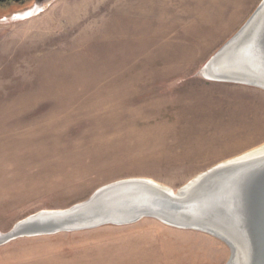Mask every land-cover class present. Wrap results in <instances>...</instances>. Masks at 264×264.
I'll list each match as a JSON object with an SVG mask.
<instances>
[{
    "label": "rangeland",
    "instance_id": "obj_1",
    "mask_svg": "<svg viewBox=\"0 0 264 264\" xmlns=\"http://www.w3.org/2000/svg\"><path fill=\"white\" fill-rule=\"evenodd\" d=\"M260 1L46 0L0 20V235L120 179L177 190L212 159L264 143V90L199 73ZM230 254L210 234L144 217L18 237L0 245V264H226Z\"/></svg>",
    "mask_w": 264,
    "mask_h": 264
},
{
    "label": "water",
    "instance_id": "obj_2",
    "mask_svg": "<svg viewBox=\"0 0 264 264\" xmlns=\"http://www.w3.org/2000/svg\"><path fill=\"white\" fill-rule=\"evenodd\" d=\"M199 73L213 81L264 90V0ZM254 152L201 172L187 188L178 189V195L144 180L110 182L87 200L65 208L66 212L41 210L19 220L0 235V245L23 236L124 225L155 217L179 228L225 237L236 248L232 264H264V153L249 156Z\"/></svg>",
    "mask_w": 264,
    "mask_h": 264
},
{
    "label": "bare ground",
    "instance_id": "obj_3",
    "mask_svg": "<svg viewBox=\"0 0 264 264\" xmlns=\"http://www.w3.org/2000/svg\"><path fill=\"white\" fill-rule=\"evenodd\" d=\"M203 78L204 79H206V80H210V79H207L206 77H204L203 76ZM210 81H213V80H210ZM255 151L254 153H251V155H249V156H255V155H258V154H262V153H264V143H262V144H260V145H258V146H256V147H254V148H252V149H250V150H248V151ZM245 152H247V151H245ZM244 152V153H245ZM239 156V155H238ZM201 173V172H200ZM200 173H198V174H200ZM198 174H196L195 176H197ZM194 176V177H195ZM194 177H192V178H194ZM191 178V179H192ZM128 179H131V180H144V181H146V182H149V183H151V184H153V185H156V186H158V187H160V188H165V189H167L168 191H171L172 192V194L173 195H178V193H177V190L178 189H180V188H182L183 187V189H185V188H187L192 182H190V180L188 181V182H186L185 184H183L180 188H178L177 190H173V189H171V188H169V187H167V186H165V185H162V184H159V183H157V182H155V181H153V180H151V179H149V178H144V177H131V178H124V179H122V180H128ZM121 180V179H120ZM200 180V179H199ZM206 180V179H205ZM204 180V181H205ZM190 182V183H189ZM206 182V181H205ZM194 183V182H193ZM105 185V184H104ZM103 186V185H102ZM89 198V197H88ZM87 198V199H88ZM86 199V200H87ZM85 201V200H84ZM81 202H83V201H81ZM78 203H80V202H78ZM42 211H45V212H56V211H58V210H56V211H53V210H42ZM60 211H64V209H59V212ZM68 211V210H67ZM64 212H66V211H64ZM63 212V213H64ZM152 218V217H151ZM155 218V217H154ZM155 219H157V218H155ZM157 220H159L160 222H162V223H164V224H166V225H169V226H172V227H176V228H179V227H177V226H173V225H171V224H168L167 222H164V221H162V220H160V219H157ZM180 229H191V230H197V229H192V228H180ZM74 231H78V230H74ZM197 231H200V232H203V233H206V234H210L211 236H214V237H216L217 239H219V240H221L222 242H224L228 247H229V249H230V252H231V254H233V253H235V247H232V245H231V243H229L228 242V240L225 238V237H220V236H217V235H215V234H213V233H210V232H206V231H203V230H197ZM57 233V232H56ZM48 234H53V233H48ZM48 234H44V235H48ZM23 237H29V236H23ZM234 250V251H233ZM231 254H230V258H229V260L227 261V263L226 264H232V259H231ZM237 254H238V252H237ZM231 259V260H230ZM233 259H234V257H233ZM240 262V261H239ZM235 264H236V262H235Z\"/></svg>",
    "mask_w": 264,
    "mask_h": 264
},
{
    "label": "flooded vegetation",
    "instance_id": "obj_4",
    "mask_svg": "<svg viewBox=\"0 0 264 264\" xmlns=\"http://www.w3.org/2000/svg\"><path fill=\"white\" fill-rule=\"evenodd\" d=\"M44 2L45 0H0V20L9 19L15 12L39 8Z\"/></svg>",
    "mask_w": 264,
    "mask_h": 264
},
{
    "label": "crops",
    "instance_id": "obj_5",
    "mask_svg": "<svg viewBox=\"0 0 264 264\" xmlns=\"http://www.w3.org/2000/svg\"><path fill=\"white\" fill-rule=\"evenodd\" d=\"M237 30H238V29H237ZM237 30H236V31H237ZM236 31H235V32H236ZM235 32H234V33H235ZM234 33H233V34H234ZM233 34H232V35H233ZM232 35H231V36H232ZM231 36H230V37H231ZM202 79H203V78H202ZM203 80H205V79H203ZM205 81L207 82V84H208L209 82H210V84L212 83V84H217V85H227V84H230V83L217 82V81H210V80H205ZM234 85H237V84H234ZM250 146H251V145H250ZM246 148H247V147H246ZM239 152H241V150H240V151H236V152L234 151V153L232 152V153H230V154H228V155H227V154H219V155H227V157H224L223 159H221V160H219V161H217L218 159L216 160L215 158L212 159V160H215V161H213V163H214V162H215V163H214L212 166H214V165H216V164H218V163H220V162H223V161H225V160H228V159H230V158H233V157H236V156L242 154V153H240V154H238V155L232 156V155L237 154V153H239ZM228 156H229V157H228ZM231 156H232V157H231ZM219 159H220V158H219ZM212 160H211V161H212ZM212 166H210V167H212ZM210 167L206 168L205 170L209 169ZM7 232H8V231H7ZM1 245H2V244H1Z\"/></svg>",
    "mask_w": 264,
    "mask_h": 264
}]
</instances>
